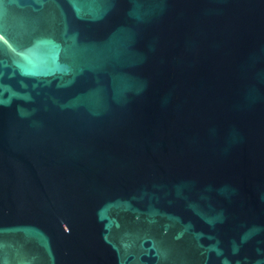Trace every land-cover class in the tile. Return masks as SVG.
Returning <instances> with one entry per match:
<instances>
[{
  "label": "water",
  "instance_id": "water-1",
  "mask_svg": "<svg viewBox=\"0 0 264 264\" xmlns=\"http://www.w3.org/2000/svg\"><path fill=\"white\" fill-rule=\"evenodd\" d=\"M0 264H264V0H0Z\"/></svg>",
  "mask_w": 264,
  "mask_h": 264
}]
</instances>
